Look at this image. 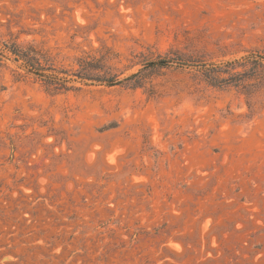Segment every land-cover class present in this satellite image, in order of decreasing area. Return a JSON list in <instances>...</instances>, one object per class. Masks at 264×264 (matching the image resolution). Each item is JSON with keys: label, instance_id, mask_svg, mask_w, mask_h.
I'll return each mask as SVG.
<instances>
[{"label": "rangeland", "instance_id": "obj_1", "mask_svg": "<svg viewBox=\"0 0 264 264\" xmlns=\"http://www.w3.org/2000/svg\"><path fill=\"white\" fill-rule=\"evenodd\" d=\"M4 42L65 72L173 63L64 90ZM250 51L264 0H0V264H264V76L195 67Z\"/></svg>", "mask_w": 264, "mask_h": 264}, {"label": "trees", "instance_id": "obj_2", "mask_svg": "<svg viewBox=\"0 0 264 264\" xmlns=\"http://www.w3.org/2000/svg\"><path fill=\"white\" fill-rule=\"evenodd\" d=\"M3 49L12 55L13 60L18 62L27 73H34L49 82L62 83L64 90L76 88L72 83L81 85H105L115 86L123 83H131L132 87H140L139 74L148 68L154 66H164L173 63L169 60H156L145 63L141 69L127 76L111 75L103 76L99 74L100 68L97 66L98 60H87L80 58L76 60L78 69L73 71H58L48 67L42 54L34 48L21 47L9 42L2 43ZM0 56H2L0 54ZM179 64V62H174ZM195 67L200 69L204 80L211 86L217 88L232 87L241 89L247 94V82L252 79H259L264 76V53L250 51L240 58L232 60L214 62H195ZM50 73V74H49ZM61 74V78L56 75ZM246 88V89H245ZM249 105V104H248ZM250 107V105H249Z\"/></svg>", "mask_w": 264, "mask_h": 264}]
</instances>
